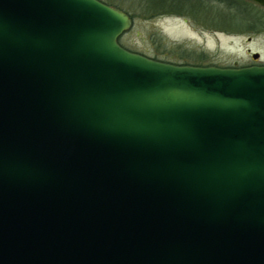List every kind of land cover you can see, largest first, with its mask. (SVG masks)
<instances>
[{
	"label": "water",
	"instance_id": "water-1",
	"mask_svg": "<svg viewBox=\"0 0 264 264\" xmlns=\"http://www.w3.org/2000/svg\"><path fill=\"white\" fill-rule=\"evenodd\" d=\"M132 26L0 0V264H264V66L153 60Z\"/></svg>",
	"mask_w": 264,
	"mask_h": 264
},
{
	"label": "rangeland",
	"instance_id": "rangeland-1",
	"mask_svg": "<svg viewBox=\"0 0 264 264\" xmlns=\"http://www.w3.org/2000/svg\"><path fill=\"white\" fill-rule=\"evenodd\" d=\"M104 1L132 16V28L118 39L137 54L150 58L159 54L173 55L171 48L179 46L196 54H205L204 64L220 68L245 67L254 61L264 64V20L250 31L244 27L214 30L208 26V19L203 17L196 21L182 14L153 13L145 16L138 5L139 0ZM208 6L213 7V2H208ZM214 6L221 11L226 10L225 5ZM253 54H258L259 58L253 60Z\"/></svg>",
	"mask_w": 264,
	"mask_h": 264
},
{
	"label": "trees",
	"instance_id": "trees-1",
	"mask_svg": "<svg viewBox=\"0 0 264 264\" xmlns=\"http://www.w3.org/2000/svg\"><path fill=\"white\" fill-rule=\"evenodd\" d=\"M99 1L109 6L119 8L118 6L107 3L104 0ZM208 2H213V7L210 8ZM215 4L225 5L226 10L221 11L219 7L214 6ZM138 5L144 10L143 13L145 16L146 14L153 13H169L176 15L182 14L191 17L196 21H199L201 17L204 19L207 18L208 20H206V22H209L208 26L211 27L210 29L214 30L220 29L219 27H222L221 29L244 27V30L250 31L264 20V8L248 0H139ZM128 15L132 18L130 14ZM236 24L239 26H236ZM118 44L124 49L133 52L123 46L119 39ZM171 51L173 52V55L159 54L151 59L175 65H189L196 67L213 66L211 64H204L206 55L203 53L196 54L194 51H188L179 46L171 48ZM214 67L217 66L214 65Z\"/></svg>",
	"mask_w": 264,
	"mask_h": 264
},
{
	"label": "flooded vegetation",
	"instance_id": "flooded-vegetation-1",
	"mask_svg": "<svg viewBox=\"0 0 264 264\" xmlns=\"http://www.w3.org/2000/svg\"><path fill=\"white\" fill-rule=\"evenodd\" d=\"M250 66H264V64H262V63H259L258 61H254V63H253V64H251V65H248V66H245V67H250Z\"/></svg>",
	"mask_w": 264,
	"mask_h": 264
}]
</instances>
